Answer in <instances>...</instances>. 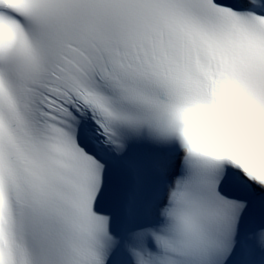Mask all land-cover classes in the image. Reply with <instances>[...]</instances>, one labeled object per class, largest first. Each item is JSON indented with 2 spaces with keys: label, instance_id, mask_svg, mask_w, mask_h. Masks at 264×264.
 I'll return each mask as SVG.
<instances>
[{
  "label": "snow or ice",
  "instance_id": "snow-or-ice-1",
  "mask_svg": "<svg viewBox=\"0 0 264 264\" xmlns=\"http://www.w3.org/2000/svg\"><path fill=\"white\" fill-rule=\"evenodd\" d=\"M232 145L264 148V0H0V264H264Z\"/></svg>",
  "mask_w": 264,
  "mask_h": 264
},
{
  "label": "clouds",
  "instance_id": "clouds-1",
  "mask_svg": "<svg viewBox=\"0 0 264 264\" xmlns=\"http://www.w3.org/2000/svg\"><path fill=\"white\" fill-rule=\"evenodd\" d=\"M193 135L196 139L212 148H221L219 140L222 136L232 135L224 126L217 123L210 115L196 113L193 115ZM244 162L258 166V160L261 154H264V148L240 147L232 145L229 149Z\"/></svg>",
  "mask_w": 264,
  "mask_h": 264
}]
</instances>
